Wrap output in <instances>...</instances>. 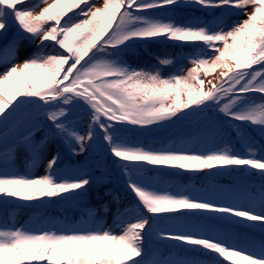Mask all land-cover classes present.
<instances>
[{
	"label": "snow or ice",
	"instance_id": "obj_1",
	"mask_svg": "<svg viewBox=\"0 0 264 264\" xmlns=\"http://www.w3.org/2000/svg\"><path fill=\"white\" fill-rule=\"evenodd\" d=\"M27 3L0 0V36L12 34L0 48V204L77 200L99 182L85 168L61 167L59 151L43 174L19 172L16 151L23 147L36 167L49 138L74 156L100 148L136 203L115 221L119 234L91 211L75 223L46 217L38 228L5 221L0 264H264V143L249 135L264 139V0H38L39 11ZM181 9L193 15L179 17ZM157 38L192 48L181 57L191 66L165 77L126 61ZM24 41L36 49L12 63ZM217 69L205 88L201 73ZM78 110L90 117L85 134L74 120ZM185 122L192 131L173 143L135 139ZM41 128L45 138L35 142ZM233 133L243 153L232 146ZM168 169L255 172L260 181L170 190L160 178ZM257 230L259 239L249 235ZM165 241L180 255L160 256Z\"/></svg>",
	"mask_w": 264,
	"mask_h": 264
},
{
	"label": "trees",
	"instance_id": "obj_2",
	"mask_svg": "<svg viewBox=\"0 0 264 264\" xmlns=\"http://www.w3.org/2000/svg\"><path fill=\"white\" fill-rule=\"evenodd\" d=\"M50 3L51 0H48ZM95 6H98L97 0H90ZM42 3H38V0H28L25 7H32L33 10H38L43 7ZM102 6V4L100 5ZM251 11V8H249ZM179 17H186L193 15V10H178ZM195 15H200L199 12H195ZM211 19V17H202ZM245 18L243 15L239 16L238 19ZM237 17H231V20H235ZM11 32L7 38L0 36V48H2L11 39ZM51 44V42H45ZM140 46L132 50L131 53L125 56L126 61L133 67L146 68L149 70H155L158 68L161 75L168 76L176 68H184L188 65L187 61L181 59V57L193 51L192 48L187 46H181L175 41H166L163 38H157L147 44L138 45ZM36 49V43H29L24 41L18 51V58L13 60L12 63H21L27 55L32 53ZM51 52V48L47 49ZM171 58L174 60V64L171 66L160 65L157 58ZM20 60V61H19ZM154 66V67H153ZM210 72L209 74H211ZM259 97V94H256ZM85 117L88 115L84 112H80L74 116V120L78 125V130L81 134H85L89 121L86 122ZM46 129H42L35 132L33 140L39 142L45 138ZM249 135L254 136L259 143H264L258 133L250 131ZM142 141L144 144H153L159 146L160 142L173 143L177 138H173L169 142L164 141L161 136H143L139 135L135 137ZM232 146L239 152L243 153L244 148L240 142L235 139V134H232ZM4 151L3 147L0 146V153ZM59 151L61 154V167L73 168L82 167L89 170L94 178H98L99 182L92 184L86 195L77 200H61L59 198H44L43 204L39 205L37 202L28 201H17L14 198H9L6 205L0 204V224L7 222V226H21L26 225L29 227H40L44 218H53L59 222H82L88 217V213L91 211L95 213L97 221L103 224L105 228H112V230L119 234L121 228L116 225L115 221L121 218V214L125 210L129 209L136 203L135 199L125 193V189L117 184L116 171L109 158L100 150V148H93L83 154L80 157L71 155L66 151L61 143L57 140L48 139L46 146L43 149V161L39 162L36 167H29V161L26 159V152L23 147H20L15 153L14 166L15 168L23 173L30 171L32 175L39 176L45 171V164L47 160L51 158V155ZM4 157L0 154V165L3 164ZM206 172H212L211 170L201 171H184L178 169H168L164 174L161 175V179L165 181L169 186H173L170 190H174V186H184L189 189L204 190L213 185L221 186L226 184L230 188L237 187L236 183H226L223 176H218L210 184H203L199 179V176ZM250 176V180L259 181V176L253 172ZM127 219V217H125ZM233 231H242V229L234 228ZM255 239H259L261 234L258 232L249 233ZM146 250L152 247L151 244H145ZM164 248L160 245V256L168 257L169 254L164 252ZM174 255H180L176 250L172 252ZM188 255H197L188 253ZM198 256V255H197ZM207 259V258H206Z\"/></svg>",
	"mask_w": 264,
	"mask_h": 264
},
{
	"label": "rangeland",
	"instance_id": "obj_3",
	"mask_svg": "<svg viewBox=\"0 0 264 264\" xmlns=\"http://www.w3.org/2000/svg\"><path fill=\"white\" fill-rule=\"evenodd\" d=\"M98 6H100L102 4V0H97V3H96ZM250 11V9H248ZM35 11H38V10H35ZM141 45H144V44H141ZM140 46H137V48H139ZM135 49V48H134ZM20 61V60H19ZM191 65L188 63V65L186 67L183 68L184 71L187 70L188 67H190ZM219 69H217L215 72H212L211 74H208L207 76H204L203 73H201V76L202 78L205 80V88L209 87V85L207 84V81L208 80H212L213 82H215L217 79H213V76L216 74V72L218 71ZM218 78V77H217ZM81 111L78 110L77 111V114H79ZM86 119V122L89 121L90 117H85ZM44 130L46 128H41V130ZM192 131V127L190 126L189 122H185V123H182V124H177V125H170V126H166V127H163V128H154V129H151L145 133H151L153 134L154 136H161L162 139L164 138V141L166 142H169L172 138H178L179 136H181L183 133H186V132H190ZM101 150V149H100ZM102 151V150H101ZM103 152V151H102ZM77 157H80L77 156ZM110 162L113 164L112 162V159L110 157H108ZM113 167L116 171V176H117V184H119L122 188L125 189V193L129 196H131L132 198H134L133 194L125 187V184H124V181L123 179L121 178V175H120V172L119 170L116 168V166L113 164ZM218 176H223L224 178V181L226 183H236L238 184V182L243 179L245 183H248L249 185H258L259 184V181H255V180H250V176L249 175H244L243 172H238V173H232V174H228V173H221L219 175H214L213 172H206L205 174L199 176V179L201 180V182L203 181H206V183H211L213 182L214 179H217ZM218 187H221V188H225V189H228L230 187H228L226 184H223L221 186H218ZM174 242L173 241H165L163 242V244L161 245L162 248H164V252L170 254L172 253V251H174L175 249L169 247V245L173 244ZM192 254H197V253H192ZM221 260H223V258H220ZM224 264H230V262L228 261H224Z\"/></svg>",
	"mask_w": 264,
	"mask_h": 264
},
{
	"label": "bare ground",
	"instance_id": "obj_4",
	"mask_svg": "<svg viewBox=\"0 0 264 264\" xmlns=\"http://www.w3.org/2000/svg\"><path fill=\"white\" fill-rule=\"evenodd\" d=\"M219 71H220V70H218V71L216 72V74L213 76V79H217Z\"/></svg>",
	"mask_w": 264,
	"mask_h": 264
}]
</instances>
